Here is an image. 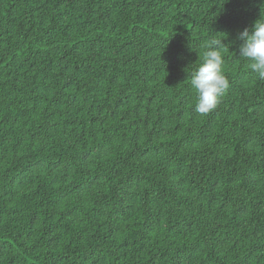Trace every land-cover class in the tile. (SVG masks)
I'll return each mask as SVG.
<instances>
[{
  "label": "trees",
  "instance_id": "trees-1",
  "mask_svg": "<svg viewBox=\"0 0 264 264\" xmlns=\"http://www.w3.org/2000/svg\"><path fill=\"white\" fill-rule=\"evenodd\" d=\"M262 2L0 0V264H264Z\"/></svg>",
  "mask_w": 264,
  "mask_h": 264
},
{
  "label": "clouds",
  "instance_id": "clouds-1",
  "mask_svg": "<svg viewBox=\"0 0 264 264\" xmlns=\"http://www.w3.org/2000/svg\"><path fill=\"white\" fill-rule=\"evenodd\" d=\"M224 40L216 36L208 40L203 62L190 74V85L197 94L195 110L200 114L216 109L229 88L222 52L225 46L230 45L225 44ZM237 40L242 42L238 50L239 56L250 60L251 70L264 80V2L260 4L259 17L238 33Z\"/></svg>",
  "mask_w": 264,
  "mask_h": 264
}]
</instances>
